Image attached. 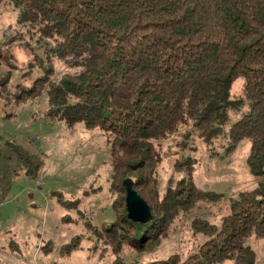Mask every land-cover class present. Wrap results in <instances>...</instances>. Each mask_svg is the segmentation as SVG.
<instances>
[{
  "label": "trees",
  "instance_id": "obj_1",
  "mask_svg": "<svg viewBox=\"0 0 264 264\" xmlns=\"http://www.w3.org/2000/svg\"><path fill=\"white\" fill-rule=\"evenodd\" d=\"M1 3L13 6L17 23L38 34L40 49L31 50L25 74L29 82L17 85L15 101L45 92L49 120L62 121L70 129L83 122L108 134L111 189L117 186V197L112 205L114 219L102 229L93 228L104 246L100 254L110 246L115 254L112 264H220L227 259L234 264H258L247 238L251 234L264 237L262 184L230 197L219 224L195 216L191 229L206 239L184 257L175 252L143 263L128 262L120 252L124 246L151 250L168 236L176 219L200 202L222 201V193L195 184L191 156L177 161L184 175L160 195L161 151L155 141L177 133L186 140L197 136L207 143L225 136L224 151L231 153L246 138L249 169L255 175L264 174V0ZM56 60L76 70L55 80ZM36 66L39 71L33 75ZM9 78V69H0L4 89ZM238 80L239 90L232 91ZM7 144L26 175L36 178L43 166L40 152H31L22 142ZM127 177L150 206L149 221L128 216ZM59 200L67 203L61 196ZM80 240L76 235L61 252L70 254Z\"/></svg>",
  "mask_w": 264,
  "mask_h": 264
},
{
  "label": "rangeland",
  "instance_id": "obj_2",
  "mask_svg": "<svg viewBox=\"0 0 264 264\" xmlns=\"http://www.w3.org/2000/svg\"><path fill=\"white\" fill-rule=\"evenodd\" d=\"M28 29L17 23L13 6L0 4V69L10 71L5 89L0 86V264H112L115 254L110 246L104 255L100 254L104 246L93 230L102 229L115 217L112 205L117 186L111 189L113 166L108 134L83 122L70 129L62 121L49 120L45 115V92L15 101L17 85L29 82L25 74L33 57L31 50L40 49L38 34ZM55 69V80L76 70L61 60H56ZM32 71L35 75L39 69L36 66ZM240 84L241 80L235 81L232 91L239 90ZM234 118L225 124L226 129ZM225 139L207 143L197 136L186 140L177 133L155 141L161 151L157 167L160 195L169 184L175 186L182 179L184 171L177 168L178 162L191 156L195 159V184L223 197L219 204L202 201L180 216L168 236L151 250L139 252L122 247L120 253L128 262L138 259L143 263L175 252L186 256L206 239L191 229L195 216L219 224L230 197L264 185V174H253L247 163L250 141L244 138L233 152L225 153ZM7 141L22 142L31 152H40L43 166L36 178L26 175ZM76 235L81 239L78 248L64 255L61 247ZM96 240L98 246L93 247ZM247 243L255 250L257 263L264 264V237L251 234ZM220 264L234 263L227 259Z\"/></svg>",
  "mask_w": 264,
  "mask_h": 264
},
{
  "label": "water",
  "instance_id": "obj_3",
  "mask_svg": "<svg viewBox=\"0 0 264 264\" xmlns=\"http://www.w3.org/2000/svg\"><path fill=\"white\" fill-rule=\"evenodd\" d=\"M127 188L126 206L128 216L140 222L149 221L152 217L151 209L146 200L133 188V180L127 177L124 180Z\"/></svg>",
  "mask_w": 264,
  "mask_h": 264
}]
</instances>
